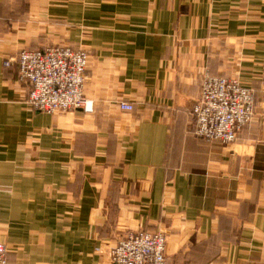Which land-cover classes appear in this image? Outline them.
Listing matches in <instances>:
<instances>
[{
	"label": "crops",
	"instance_id": "obj_1",
	"mask_svg": "<svg viewBox=\"0 0 264 264\" xmlns=\"http://www.w3.org/2000/svg\"><path fill=\"white\" fill-rule=\"evenodd\" d=\"M48 44L89 51L92 111L27 104L4 62ZM206 72L255 90L233 142L196 132ZM136 229L165 232L168 264H264V0H0L8 264H113Z\"/></svg>",
	"mask_w": 264,
	"mask_h": 264
},
{
	"label": "built area",
	"instance_id": "obj_2",
	"mask_svg": "<svg viewBox=\"0 0 264 264\" xmlns=\"http://www.w3.org/2000/svg\"><path fill=\"white\" fill-rule=\"evenodd\" d=\"M19 62V78L29 89L26 102L36 110L63 112L93 110L85 94L89 51L70 45L48 44L24 47L9 56L5 65ZM124 110L135 104L121 100ZM196 132L206 140L233 142L255 112V90L238 78L206 72L201 93L193 106ZM167 236L158 229L130 230L120 236L111 250L113 264H168ZM9 246L0 241V264H8Z\"/></svg>",
	"mask_w": 264,
	"mask_h": 264
},
{
	"label": "rangeland",
	"instance_id": "obj_3",
	"mask_svg": "<svg viewBox=\"0 0 264 264\" xmlns=\"http://www.w3.org/2000/svg\"><path fill=\"white\" fill-rule=\"evenodd\" d=\"M20 79V78H19Z\"/></svg>",
	"mask_w": 264,
	"mask_h": 264
}]
</instances>
